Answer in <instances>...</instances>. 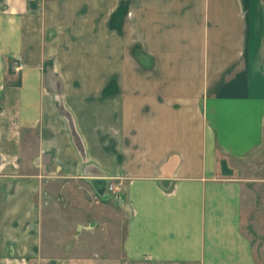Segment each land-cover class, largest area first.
Returning <instances> with one entry per match:
<instances>
[{
	"label": "crops",
	"instance_id": "crops-1",
	"mask_svg": "<svg viewBox=\"0 0 264 264\" xmlns=\"http://www.w3.org/2000/svg\"><path fill=\"white\" fill-rule=\"evenodd\" d=\"M59 177L116 186L110 264H264V0H0V264H76Z\"/></svg>",
	"mask_w": 264,
	"mask_h": 264
},
{
	"label": "rangeland",
	"instance_id": "rangeland-1",
	"mask_svg": "<svg viewBox=\"0 0 264 264\" xmlns=\"http://www.w3.org/2000/svg\"><path fill=\"white\" fill-rule=\"evenodd\" d=\"M48 181L41 213L44 249L51 257L71 259L76 264H110L114 258L109 251L122 248L126 235L127 213L118 206V191L98 195L84 180L59 177ZM108 195L115 202H109ZM258 227L264 231L263 224ZM250 233L264 260V236L254 230Z\"/></svg>",
	"mask_w": 264,
	"mask_h": 264
},
{
	"label": "built area",
	"instance_id": "built-area-1",
	"mask_svg": "<svg viewBox=\"0 0 264 264\" xmlns=\"http://www.w3.org/2000/svg\"><path fill=\"white\" fill-rule=\"evenodd\" d=\"M14 63H15L14 67H13L14 71L15 72H20L23 69V64L21 63L20 59L16 58ZM107 191H114V192L117 191V188H116V186L114 185V183L112 181H109Z\"/></svg>",
	"mask_w": 264,
	"mask_h": 264
},
{
	"label": "water",
	"instance_id": "water-1",
	"mask_svg": "<svg viewBox=\"0 0 264 264\" xmlns=\"http://www.w3.org/2000/svg\"><path fill=\"white\" fill-rule=\"evenodd\" d=\"M106 183H107V182H106ZM105 191H106V188H105V189L103 188L102 191H100V190L98 189V192H99L100 195H104V194H105Z\"/></svg>",
	"mask_w": 264,
	"mask_h": 264
},
{
	"label": "trees",
	"instance_id": "trees-1",
	"mask_svg": "<svg viewBox=\"0 0 264 264\" xmlns=\"http://www.w3.org/2000/svg\"><path fill=\"white\" fill-rule=\"evenodd\" d=\"M7 72H9V74L11 73L10 70H8V69H7ZM19 83H20V82L18 81V82H16L15 84H16V85H19ZM223 167H226V165H225L224 162H223Z\"/></svg>",
	"mask_w": 264,
	"mask_h": 264
}]
</instances>
